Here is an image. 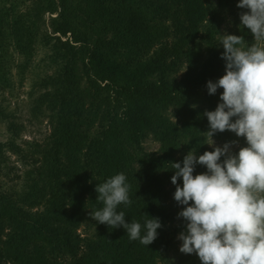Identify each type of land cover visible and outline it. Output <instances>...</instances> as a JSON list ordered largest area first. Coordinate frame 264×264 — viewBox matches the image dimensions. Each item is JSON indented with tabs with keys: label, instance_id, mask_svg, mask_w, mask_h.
Here are the masks:
<instances>
[{
	"label": "trees",
	"instance_id": "obj_1",
	"mask_svg": "<svg viewBox=\"0 0 264 264\" xmlns=\"http://www.w3.org/2000/svg\"><path fill=\"white\" fill-rule=\"evenodd\" d=\"M26 1L0 0V39L21 49L37 37L52 51L55 71L43 80L45 90L38 97L37 108L50 111L53 126L48 140L38 146L43 159L32 156L39 166L22 189L12 194V189L0 188V224L6 225L7 236L0 244V264L15 262L18 257L13 252L26 248L39 264L166 261L173 231L168 227L161 242L145 246L129 240L122 226L110 228L96 222L90 212L103 204L97 201L95 188L122 172L131 186L132 204H121L117 211L125 212L127 222L134 217V206L155 200L168 203L167 215L171 219L178 217L185 206L174 199L176 185L171 177L175 169H171V163L182 165L191 150L197 156L214 150L207 144L209 122L204 112L210 107L215 110L223 89L210 95L207 82L225 74L222 27L236 12L238 1L109 0L135 8L150 21L168 23L166 30L174 36H193L191 32L201 23L200 34L187 42L186 49L174 47L169 37L158 40L156 45L142 36L128 41L124 32L122 35L107 22L98 0ZM200 4L207 10L201 12L206 16L200 18L206 20L192 24V14L198 12ZM45 11L49 18H45ZM241 33L239 30L235 34ZM246 44L250 45L251 39ZM176 59L187 65L180 79L172 74ZM1 72L8 74L6 70ZM86 84L93 88L90 95ZM169 107L179 118L181 132H172L166 138L165 123L157 109ZM150 134L163 138L162 150L145 149L144 142ZM84 142L87 149L80 160L75 150ZM73 165L91 179L84 216L89 225L87 232L79 231L69 218ZM205 171L206 167L197 164L194 175ZM178 183L182 185V177ZM38 195L45 197L43 208L24 206L26 199ZM180 262L202 264L195 253H184Z\"/></svg>",
	"mask_w": 264,
	"mask_h": 264
},
{
	"label": "clouds",
	"instance_id": "obj_2",
	"mask_svg": "<svg viewBox=\"0 0 264 264\" xmlns=\"http://www.w3.org/2000/svg\"><path fill=\"white\" fill-rule=\"evenodd\" d=\"M237 7L248 10L240 13L241 27L250 29L254 42L248 45L243 36L228 33L220 41L225 74L209 80L207 89L214 95L222 88L221 102L204 112L211 137L207 144L214 150L199 156L191 150L183 166L171 163L174 199L185 206L178 213L186 222L178 236L180 251L195 253L202 264H264V0H239ZM226 130L245 139L238 151L233 147L238 141L218 146L212 139ZM197 164L207 171L194 175ZM126 181L121 172L98 183L97 201L103 207L90 216L110 228L122 226L129 240L148 246L157 238L161 220L129 223L125 212L117 211L121 204H132Z\"/></svg>",
	"mask_w": 264,
	"mask_h": 264
},
{
	"label": "rangeland",
	"instance_id": "obj_3",
	"mask_svg": "<svg viewBox=\"0 0 264 264\" xmlns=\"http://www.w3.org/2000/svg\"><path fill=\"white\" fill-rule=\"evenodd\" d=\"M237 1L239 2V0ZM28 2L30 0L26 1V3ZM98 2L104 8V16L107 22L113 26V29L115 28L118 32L121 31L122 35L124 32L123 36L130 42H134L135 39L142 36L144 40L156 42V45L158 40L169 37L174 47L183 46L186 49L187 42H190L194 37H198L202 30V24L199 23L200 26L196 31L191 32L193 36L189 34L174 36L170 34V30H166L168 23L150 21L133 7L120 6L116 2L112 3L109 0H98ZM23 7H26V5ZM203 11L207 13L204 4L199 7L195 15L192 14V24L195 21L202 22L206 20V18H200V16H206L201 13ZM235 11L223 24L222 36L223 33L235 34L237 31L242 30L241 36L244 37L245 43H247L248 39H251V43H253L254 36L250 29L241 27L240 13L248 10H243L236 6ZM49 16V13L45 11V18H49ZM18 19L20 18L16 20ZM126 28H129V32ZM43 30L46 31L45 28ZM51 52L49 47L45 46L43 41L37 37L33 38L26 47L21 49L9 41L0 39V65H2L0 67V76L2 75L0 78V188L12 189V194L22 189L32 172H35L36 167L39 166L38 163H34L32 156H38L39 160L43 159L42 151H40L38 146L48 140L52 131L53 120L51 119L50 111L37 108L38 97L45 90L43 80L47 75L55 71V67L52 66L51 62ZM174 66L172 74L180 79L185 73L187 65L176 59ZM5 70L8 71L7 76L1 72ZM86 87L90 95L93 92V88L87 84ZM209 110L213 109L210 107ZM157 113L162 115V122L165 123L164 131L166 134L164 137H170L172 132L173 135L175 133L180 135V121L172 107L167 109L159 108ZM96 127L97 124L93 125L90 131L92 132ZM162 139L150 134L144 142L145 149L148 151L162 150L164 145ZM209 139L211 142V137ZM212 139L218 146H223L229 141H238V144L233 146L234 150L246 143L244 138L237 137L235 133L228 130L217 132ZM86 149L85 142L77 146L75 151H77L80 160H83ZM72 169L74 184L71 188L69 218L78 225L79 231L87 232L89 225L85 222L84 216L89 197L87 188L91 183V179L86 177L78 165H73ZM24 202H26L24 205L26 208H43L45 197L38 195L35 199L28 198ZM167 205L166 201L155 200L145 206H134L131 210V214L134 217L130 222L137 221L143 225L146 219L158 217L161 220L162 227L157 230L158 236L153 243L161 242L162 235L167 231L168 227L170 232L173 231L174 237L167 260L161 261L159 259L156 264H188L180 262V258L184 253L180 251L182 241L178 239L179 234L185 230L186 222H184L182 217L171 219L167 215ZM5 227L6 225L0 224V244H4L7 239ZM176 227L177 231H175ZM143 234L144 230L142 228ZM137 242L139 241L137 240ZM153 250L151 248L150 252H153ZM141 252L142 250L140 249V254ZM13 254L18 257L15 262L10 260L5 264H39L38 259L30 253L28 248L15 250ZM138 256L137 254L135 258Z\"/></svg>",
	"mask_w": 264,
	"mask_h": 264
}]
</instances>
